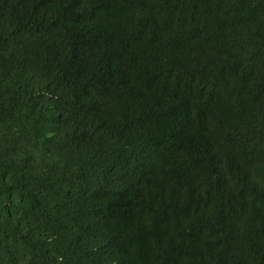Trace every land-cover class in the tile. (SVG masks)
Instances as JSON below:
<instances>
[{
  "label": "trees",
  "instance_id": "trees-1",
  "mask_svg": "<svg viewBox=\"0 0 264 264\" xmlns=\"http://www.w3.org/2000/svg\"><path fill=\"white\" fill-rule=\"evenodd\" d=\"M0 264H264V0H0Z\"/></svg>",
  "mask_w": 264,
  "mask_h": 264
},
{
  "label": "bare ground",
  "instance_id": "bare-ground-1",
  "mask_svg": "<svg viewBox=\"0 0 264 264\" xmlns=\"http://www.w3.org/2000/svg\"><path fill=\"white\" fill-rule=\"evenodd\" d=\"M233 43V42H232Z\"/></svg>",
  "mask_w": 264,
  "mask_h": 264
}]
</instances>
